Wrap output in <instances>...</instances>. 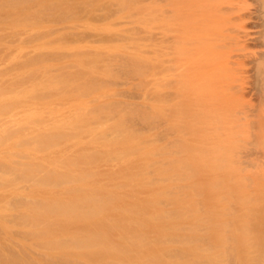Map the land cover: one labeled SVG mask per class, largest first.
Returning <instances> with one entry per match:
<instances>
[{"label": "rangeland", "instance_id": "1", "mask_svg": "<svg viewBox=\"0 0 264 264\" xmlns=\"http://www.w3.org/2000/svg\"><path fill=\"white\" fill-rule=\"evenodd\" d=\"M16 2L2 0V88L20 59L33 58L37 84L27 98L33 112L37 108L47 113L43 119L53 120L89 114L59 149L34 151L42 159L61 150L62 162L78 170L60 178L57 167L49 188L83 185L86 193L59 195L67 203L89 197L96 206L105 202L115 209L105 215L91 207L79 218L72 213L74 222L61 228L59 216H47L48 209L46 218L40 216L47 203L40 198L49 199L40 182L38 190L45 189L37 193L34 213L13 215L15 197L6 200L14 193L7 184L12 171L7 175L10 163H2L9 186L2 191L11 192H2V264H264V0H231L224 16L232 33L216 54L220 66L196 54L194 59L206 63L202 70L191 66L197 77L181 70L182 0H28L17 3L28 9L20 20L10 12ZM16 105L10 112L19 110ZM126 134L140 144L132 156L103 144ZM96 152L100 156L92 164L68 163ZM218 162L222 169L215 167ZM42 165L46 172L50 165ZM121 170L130 175L110 176ZM203 182L216 187L197 189ZM114 213L127 217L111 221ZM114 222L119 226L108 239L112 256L81 255L94 244L90 238L98 239L92 250H100L99 238L87 231Z\"/></svg>", "mask_w": 264, "mask_h": 264}, {"label": "bare ground", "instance_id": "2", "mask_svg": "<svg viewBox=\"0 0 264 264\" xmlns=\"http://www.w3.org/2000/svg\"><path fill=\"white\" fill-rule=\"evenodd\" d=\"M16 1L17 2L14 3V5H12L10 12L15 13L17 20H20L23 17H26V15H28L26 13L28 11V9L20 10V7H17V3L20 4V3H23L24 1H28V0H16ZM29 1H31V0H29ZM8 2L11 4L12 0H8ZM230 4H231V0H182L179 8H180V15H182L181 19H182V17H183V19L182 20L180 19V24H179V29H178L179 33L177 34L178 49H179L180 54L182 56V58H181V65H182L181 70H182V72H184L185 70L187 72L188 71L190 72L191 66H193V65L195 66L194 69H196V64L199 65L201 70L204 68V66L206 65L205 62H203L201 59H194V57L197 56L196 54H205L204 55L205 61L208 62L210 66L215 65V64L217 65V68L220 66V63H216V61H217L216 54H220L222 47H224L227 44V41L225 39L230 37V35L232 33L231 32L232 28L227 26V23L225 21V16H224L227 13V11L229 10V8L231 6ZM167 39L170 40L172 38H170V36H169V38H167ZM214 51H215V53H214ZM213 53L215 56H213L211 58L210 55H212ZM29 57H30V55H29ZM33 61H34L33 58H30V59L26 58L23 60L20 59L21 64L19 63L18 66L13 68V71L11 73L12 76L10 78L8 85H5V87L2 88V0H0V264H2V198L4 199V197H2V194L4 193L2 191L3 190L2 187L4 184H6L4 181L7 182V180H5L6 179L5 176L10 174V173H8V172H10V170L12 171L10 174L12 177L11 178L7 177L9 180V182H7V184L10 183L9 186H11V187L9 189V186L7 184H6V186L9 190H11V192L14 191V193L11 197H7V198L5 197V198L7 200V199H10L12 197H15V199L12 198L13 201H12V199L7 201L8 205L12 201L14 208L17 210L16 212H15V210L13 211L14 208L12 209L13 206L10 204L11 209L13 211V212L12 211L11 212L13 215H14V213L15 214L18 213L19 210L20 211L22 210L23 213L28 212V214H29L32 211L34 213L35 203H36L35 198L37 197V195H38L37 193L40 192L39 190L42 188V186L44 184H45L44 187L47 189V193H49L48 194L49 199H47L45 196V199L42 200L44 197L40 198V196H38L41 199V202H43V201H44V203L47 202V203H45V205H43L41 207V209L42 208L43 209L41 210V212L39 211L40 216L42 215L41 214L42 212H43V215L45 216V218L47 216H49V213H51V215L54 214V216L58 215L59 218L57 220L58 221L61 220L62 223L60 225H63L61 228H63L64 226L67 228L70 225V223L72 221V219H70V217H72V215L75 216V213L79 212L76 214V217L79 218L78 214L84 215L85 214L84 212L88 208L92 207L91 210L93 211V209H95L94 211L97 210V212H98V209L101 212L103 210V212H105V215L112 213L111 211H113V209H115L114 207L110 208L111 204L109 205L110 207L109 206H103V204L105 202L101 203L102 205L100 204L99 206L98 205L96 206L92 202L87 201V199L90 200L89 197H86L84 201L81 199L77 200V202L74 204L67 203L66 199H63L59 195V192H61V191H63L62 192L63 194L64 193L80 194V192L86 193L82 189V188H84L83 185L82 186L78 185L77 187H75V186H73V187H62V188H58L56 190L49 188V185L50 184L52 185L51 182L55 179L54 173H55V169L57 167H59L60 171L63 172V173L60 172L61 173V174H59L60 178L62 177V174H66L67 172H70L72 174V177H74L75 172L78 174V170H75L76 167L66 166L65 162L64 161L62 162L61 158H59L61 150H59V151L57 150L59 154H57L56 151H55L56 153L53 152L56 154L53 157L51 155H49V156L42 158V159H38L34 153L40 152V150H37L40 147H43V148H45V147L46 148L47 147H56V148L60 147L59 146L60 142L62 144L63 141H65V137H68L69 134H70L69 137L71 138L72 137L71 135L73 134V132H71L72 134L69 132L76 129V127L82 126V124L88 120L89 114H87V113H84V114L80 113V114H76V115L73 114V116L71 115L69 117L67 115H66L67 117H65V115H64L63 118L56 119V120L55 119L53 120L52 117L49 118L50 115L48 116L49 119L48 118L43 119V117H45L47 115V113H45V115H44V112L41 114L42 111H39V109H37V108L35 111L38 110L39 114H38V112L35 114L34 113L35 111L33 112V109L35 107L31 106V104L33 105V102L30 103L31 102L30 100H29L30 104L27 102L28 101L27 98L28 99L33 98L32 95L34 94V91L36 89L35 87L37 84L35 82V79L31 77L32 73L30 71V66L33 65V63H34ZM12 67H13V65H12ZM26 68H27V70H26ZM210 71H211V69H210ZM190 75L192 77H197L194 71L190 72ZM59 78H61V77H59ZM42 80H44V84L46 81L48 83L49 77L44 76L42 78ZM5 82L7 83V81H5ZM38 85H40V84L38 83ZM77 89H80V88L78 87ZM31 93H33V94L30 95ZM28 95H30L32 97H30V96L27 97ZM34 98H36V97H34ZM33 101H34V99H33ZM16 103L17 104L20 103L21 106H23V107L21 108L20 104L16 105ZM23 103H24V105H23ZM25 103H28L29 106H27L28 104H25ZM11 104H12V106H13V104L16 106H19V107H17L19 110L18 111L15 110L16 112L13 111L14 113L10 112V111H12L11 110V108H12ZM40 115H42V116L38 118V116H40ZM36 119H39L38 120L39 123H37V121H35ZM94 132H97V131H94ZM70 138H68L67 140H69ZM103 144L105 146L111 147V148L112 147L113 148H115V147L125 148V152H122V153H125L129 156L130 155L132 156V154H134L136 151H138L140 149L139 148L140 144L138 142V139L133 134H126L125 137H122L121 139L120 138L119 139L115 138V140L114 139H112V140L106 139ZM2 147H5V150H7V151L5 152L3 149V152H2ZM57 149H59V148H57ZM117 149H121V148H117ZM13 154L15 155V157L17 159L13 156ZM99 156H100V153H97V152L88 156V157H83V155L78 154L72 158H69L70 160L68 159L69 160L68 163L71 165H81L83 163L82 161H85L89 165V163L93 159L95 160ZM13 157L16 160L12 159ZM199 158H202V157H199ZM214 160L217 162L218 158L215 157ZM196 161L197 160H194V162H196ZM92 162H91V164H92ZM2 163H4L3 165H5L6 163H10L9 169L5 168V166H4V169H2L3 168ZM211 163H213V161ZM42 164H44V165L49 164L50 165L49 167H51L50 168L51 170L49 169L50 171L48 172L47 169L49 167L47 168V166L46 167L44 166L43 168H45V169L47 168V169H46V172H45V170L43 171V169H42L43 165ZM222 166H224V164L218 162L215 167L222 169L221 168ZM5 169H7L6 170L7 175L2 176V170H5ZM81 171H83V169ZM42 172H44L45 174L41 177V181H39V180H37V175L41 174ZM13 173H14V175H16L15 178L13 177ZM83 174L85 176H88V177L94 176V173H91L90 171H86ZM112 174L113 173H111V175H110L112 178H115L117 176L127 177L130 175L129 172H127L126 170L125 171L124 170L116 171L114 175H112ZM226 175L227 176L225 178L230 177V173L226 174ZM82 177L85 178L83 175H82ZM11 179H13L12 182H11ZM77 180L79 181V179H77ZM38 181H39V183L42 182L43 185L41 183L39 184ZM11 183L12 184L14 183L15 185L13 184L14 186H12ZM38 185L41 187H39ZM46 185L48 187H46ZM37 186H38V188H40L39 190H38ZM212 186L216 187V184L213 182H210V183L203 182L197 186V189L203 190L205 188H211ZM6 189L4 188V191H6ZM44 189H43V191H44ZM8 191H6V193H4V194L10 195L11 192H8ZM7 192H8V194H7ZM42 192H40V193L42 194ZM43 194H44V192H43ZM18 197H19V199H16ZM106 199L104 201H106ZM109 203H110V201H109ZM37 208L38 207H36V209ZM45 208L48 209V211H49L47 213L48 214L47 216L45 215L47 212L46 210L44 211ZM84 209H85V211H83ZM124 209L126 210L128 208H123V210ZM23 213H22V215L20 213L19 214L22 217L27 218L28 215L23 216ZM33 213H31V214H33ZM19 214H18L19 217L16 215L17 217H14V218L20 219L21 217ZM43 215H42V217H44ZM114 215H115V213H114ZM54 216L52 217V221L54 219ZM102 216H103V214H102ZM35 217H36V215L34 216V218ZM123 217H127V216H123V215L120 216L119 214H116L113 218H111V221H112V219H114V220L117 219L120 221L119 218H123ZM83 218H84V216H83ZM31 219L33 220V218H31ZM117 220H115V222ZM38 221H40V220H38ZM111 221H109V223ZM33 222H34V220H33ZM72 222H74V220ZM115 222L113 224L114 225L113 227L105 225L106 224L105 223L104 225H102V224L99 225V227L95 228L94 231H91V230L87 231L88 228H86L85 231L89 232L87 234V236L90 235L89 237H96L95 239L99 238V242H98L97 247L99 246L100 250L93 251L91 248V247H93L92 245H95V242H97L98 239L95 242H92V239L90 238L89 242L91 244L94 243L91 245V244H89L88 238H87L86 239L87 243L91 246L87 245L88 247L86 246L87 248H85L84 252L82 251L83 252V253L81 252L82 254L80 252L79 253L81 255H86L87 258L88 257L94 258L96 256H99V259H100V257H103L102 255L104 253L112 256V253H113L112 251L115 248L113 247V245L108 243V239L110 240V235L112 234V231L114 230L113 228L119 226V225H117V223L115 224ZM131 222H134V221H131ZM98 223L96 225H98ZM32 232H33V230H32ZM29 233H31V232H29ZM49 233H51V232H49ZM62 233H65L64 230L62 231ZM134 236L136 237L137 235H134ZM144 236L145 235H143V238H144ZM139 238H141V237H139ZM139 238H137V239H139ZM102 239H103V241H101ZM106 239H107V241H106ZM144 246H145V244H144ZM121 251H123V250H121ZM126 251H128V250H126ZM114 252H115V250H114ZM94 253H95V256H94ZM121 253H119V254H121ZM128 253H126V254H128ZM114 254H113V256H114ZM86 256H85V258H86ZM78 257H80V256H78ZM83 258H84V256H83ZM89 259H87V260H89ZM114 259H116V257ZM114 259H112V260H114ZM110 260H111V258H110ZM117 260H119V259H116V262H117ZM102 262L107 263L105 260ZM130 262L132 263V260H130ZM171 263H173V262L171 261ZM93 264H95V263H93Z\"/></svg>", "mask_w": 264, "mask_h": 264}]
</instances>
